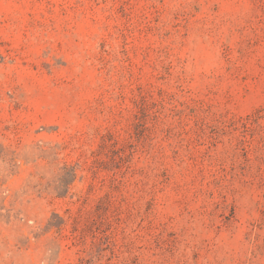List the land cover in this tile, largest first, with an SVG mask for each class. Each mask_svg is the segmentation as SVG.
<instances>
[{
  "label": "rangeland",
  "instance_id": "1",
  "mask_svg": "<svg viewBox=\"0 0 264 264\" xmlns=\"http://www.w3.org/2000/svg\"><path fill=\"white\" fill-rule=\"evenodd\" d=\"M0 264H264V0H0Z\"/></svg>",
  "mask_w": 264,
  "mask_h": 264
}]
</instances>
